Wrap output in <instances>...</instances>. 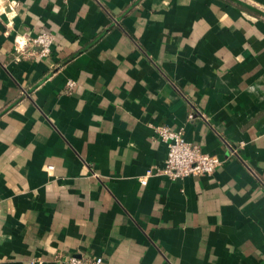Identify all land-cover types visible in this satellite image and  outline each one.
<instances>
[{"label": "crops", "instance_id": "crops-1", "mask_svg": "<svg viewBox=\"0 0 264 264\" xmlns=\"http://www.w3.org/2000/svg\"><path fill=\"white\" fill-rule=\"evenodd\" d=\"M3 8L0 264H264V0ZM159 126L220 164L169 179Z\"/></svg>", "mask_w": 264, "mask_h": 264}, {"label": "built area", "instance_id": "built-area-1", "mask_svg": "<svg viewBox=\"0 0 264 264\" xmlns=\"http://www.w3.org/2000/svg\"><path fill=\"white\" fill-rule=\"evenodd\" d=\"M51 35L40 32L27 36L21 45H16L21 54L45 56L50 53ZM73 82H68L72 86ZM191 116V115H190ZM158 137L166 143V157L161 172L169 179L183 178L189 175H209L220 164L217 156L205 153L196 142L183 137L181 130H169L165 126L156 128ZM144 183V180H141ZM65 264H102L99 256L71 254L63 259Z\"/></svg>", "mask_w": 264, "mask_h": 264}, {"label": "clouds", "instance_id": "clouds-1", "mask_svg": "<svg viewBox=\"0 0 264 264\" xmlns=\"http://www.w3.org/2000/svg\"><path fill=\"white\" fill-rule=\"evenodd\" d=\"M3 2H4V0H0V13L4 12Z\"/></svg>", "mask_w": 264, "mask_h": 264}]
</instances>
